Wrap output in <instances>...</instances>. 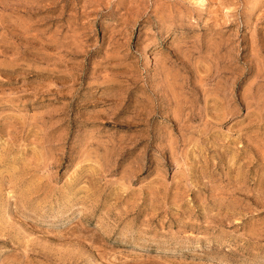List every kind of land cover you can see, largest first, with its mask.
Returning a JSON list of instances; mask_svg holds the SVG:
<instances>
[{
	"label": "rangeland",
	"instance_id": "rangeland-1",
	"mask_svg": "<svg viewBox=\"0 0 264 264\" xmlns=\"http://www.w3.org/2000/svg\"><path fill=\"white\" fill-rule=\"evenodd\" d=\"M0 264H264V0H0Z\"/></svg>",
	"mask_w": 264,
	"mask_h": 264
}]
</instances>
